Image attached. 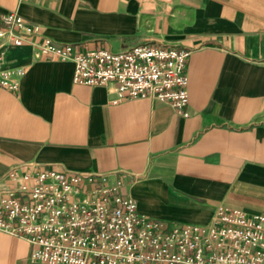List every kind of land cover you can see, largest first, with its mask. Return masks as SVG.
<instances>
[{
    "label": "crops",
    "instance_id": "obj_1",
    "mask_svg": "<svg viewBox=\"0 0 264 264\" xmlns=\"http://www.w3.org/2000/svg\"><path fill=\"white\" fill-rule=\"evenodd\" d=\"M58 44L188 52L182 113L156 99L112 103L115 85L73 83L74 63L9 46L0 69V197L31 165L120 177L139 213L208 223L218 205L264 215V0H0ZM0 231V264L30 259Z\"/></svg>",
    "mask_w": 264,
    "mask_h": 264
},
{
    "label": "built area",
    "instance_id": "obj_2",
    "mask_svg": "<svg viewBox=\"0 0 264 264\" xmlns=\"http://www.w3.org/2000/svg\"><path fill=\"white\" fill-rule=\"evenodd\" d=\"M74 63L73 83L115 85L116 104L156 99L177 113L187 101L188 52L164 44L119 51L58 44L16 12L0 14V62L12 45ZM22 69H0L15 88ZM187 115L186 112L182 113ZM8 174L0 231L25 238L30 259L47 264H264V215L218 205L208 223H166L143 215L124 181L105 174L31 165Z\"/></svg>",
    "mask_w": 264,
    "mask_h": 264
}]
</instances>
